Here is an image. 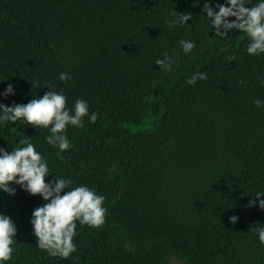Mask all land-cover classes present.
Wrapping results in <instances>:
<instances>
[{"label": "trees", "instance_id": "16d2710c", "mask_svg": "<svg viewBox=\"0 0 264 264\" xmlns=\"http://www.w3.org/2000/svg\"><path fill=\"white\" fill-rule=\"evenodd\" d=\"M226 2L0 0V94L14 91L0 104L55 91L69 110L78 99L89 106L84 126L62 133L68 150L23 120L0 122V148L10 154L28 140L48 165L46 183L70 179L64 192L86 186L107 209L100 227L76 222L75 252L52 257L30 223L43 198L19 185L14 196L0 191V215L17 229L5 264H165L173 253L186 264H264L253 228L264 210L248 207L264 193V54L247 53L244 32L215 36L203 5L218 12ZM174 11L193 18L170 27ZM181 40L195 44L190 53ZM165 52L175 61L168 72L156 65ZM195 73L207 79L189 85Z\"/></svg>", "mask_w": 264, "mask_h": 264}, {"label": "clouds", "instance_id": "9594fccd", "mask_svg": "<svg viewBox=\"0 0 264 264\" xmlns=\"http://www.w3.org/2000/svg\"><path fill=\"white\" fill-rule=\"evenodd\" d=\"M246 0H227L226 4H216L218 12L210 3L203 5L202 11L207 14L212 22L215 36L227 38L230 31L244 32L249 37L247 53L249 55L264 54V0L252 7H246ZM174 18L169 23L173 26L177 23L185 24L193 17L189 14H181L174 11ZM234 18L229 21V18ZM180 45L185 54L190 53L195 44L192 41L181 40ZM234 60V57H229ZM175 63L167 52L162 59L156 60V65L162 71L172 70ZM61 81L70 79L67 73L60 74ZM206 80V73H195L187 80L189 85L197 80ZM14 94L13 85L9 84L6 91L0 95L7 98ZM260 106V100L255 102ZM88 104L84 100H77L71 110L66 107V97L55 91L47 92L42 98H33L27 104H13L11 107L0 104V122L15 124L18 120L25 121L36 128H50L51 135L46 137L47 143L58 146L61 152L70 148L66 135L68 125L83 127V118L88 115ZM98 119V114L90 117L92 123ZM23 147H17L9 154L0 148V191L10 196L15 195L13 185H19L32 196H40L46 202L36 208L32 213L30 223L34 229V235L38 238L37 246L46 251L52 257L68 258L76 251L73 239L76 235V222L89 227H100L105 222L107 209L103 206L105 197L96 194L86 186L69 188L70 179L54 176L51 182H45V177L51 174L46 161L36 148L28 140L19 142ZM59 156V153H57ZM62 193H64L62 195ZM264 193H257L250 200L248 207H254L259 201V207L264 210V200L260 197ZM238 217H230V222L235 224ZM258 233L259 241L264 244V226L253 227ZM17 229L9 217L0 215V264H5L12 258L13 237H16Z\"/></svg>", "mask_w": 264, "mask_h": 264}, {"label": "rangeland", "instance_id": "374dc122", "mask_svg": "<svg viewBox=\"0 0 264 264\" xmlns=\"http://www.w3.org/2000/svg\"><path fill=\"white\" fill-rule=\"evenodd\" d=\"M134 248L135 247L129 242L124 245V249L126 252L133 250ZM165 264H186V262L180 254L173 253L166 259Z\"/></svg>", "mask_w": 264, "mask_h": 264}]
</instances>
